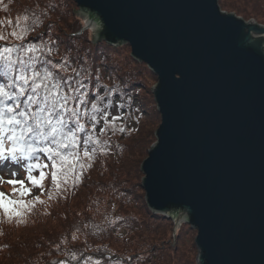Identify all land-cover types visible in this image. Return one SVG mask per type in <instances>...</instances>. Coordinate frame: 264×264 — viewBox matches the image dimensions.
Listing matches in <instances>:
<instances>
[{
    "label": "water",
    "instance_id": "obj_1",
    "mask_svg": "<svg viewBox=\"0 0 264 264\" xmlns=\"http://www.w3.org/2000/svg\"><path fill=\"white\" fill-rule=\"evenodd\" d=\"M93 42L156 77L148 211L196 232V264H264V25L217 0H74Z\"/></svg>",
    "mask_w": 264,
    "mask_h": 264
},
{
    "label": "trees",
    "instance_id": "obj_2",
    "mask_svg": "<svg viewBox=\"0 0 264 264\" xmlns=\"http://www.w3.org/2000/svg\"><path fill=\"white\" fill-rule=\"evenodd\" d=\"M49 3L56 5L54 11L46 8ZM220 7L221 9L227 8L225 4ZM33 9H37L38 13L42 11L47 14L41 17L43 23L28 36V39L36 44L47 41L50 35L57 39L59 54L52 57L54 61L66 55L68 48L72 49L73 58H75L77 47L80 49L81 56L85 50H88L90 70L92 72L99 70L101 83L118 90L113 92L112 98L117 103L124 104L123 108L116 109V115L125 117L123 123L126 130L124 133L117 132L111 136L109 155H98L94 161V165L99 161L108 162L106 165L110 168V173L107 179L99 176L97 167L93 166L85 173L83 183L71 191L54 195L52 199H49L47 194L41 196L44 203L36 204L31 212L23 218V223L7 222L0 216V264H55L61 260L66 261L67 264H81V257L88 256L94 258L93 262L98 260L99 264H116L115 259H109V256L113 254L120 259V264H129L126 257L122 256L124 254L117 250L112 251L113 249L105 243L106 237H110V242L112 239L117 242L118 239L109 232L106 236V232L96 234L92 231L94 228L103 230L105 227L97 209L95 211L97 214L91 215V212L97 205L101 206L98 198L107 191L109 194L111 193L112 197L121 194L118 206V209H122L121 214H114L109 212L108 208L103 207L105 217L107 213L109 217L117 215L116 219L112 220L114 223L106 227L110 232L117 231L116 228L123 225L120 227L123 231L134 232L138 235V232L144 229L147 234L155 236L158 234L160 240L162 239L161 234L170 231L174 242L160 240V246L152 248L156 255H152L156 256L157 260L161 259L164 264H170V259L172 264H196L179 250L186 235L195 234L194 230L181 224L176 231H173L174 225L170 220L148 211L140 184L139 159L133 158L137 154L136 152L146 158L150 145L155 141V130H148L146 125L151 123L154 118L158 123L160 119L155 107L151 111L149 109L150 103L154 104V101L144 83L146 76L156 82L155 75L148 70L145 64L131 58L129 46L110 47L103 42L94 43L92 34L87 30L82 31L83 20L76 14L77 8L74 0H0V25H3L0 31L10 32L12 28L9 27L8 22L11 21L15 26L19 17L31 13ZM263 15L261 14V18L255 15V18L263 21ZM45 25H52L50 32L46 30ZM39 33H43V35L37 38ZM73 33H77V35L72 36ZM101 94H103L102 90ZM132 115H134L135 125L137 124V133L129 137L133 131L125 121H128ZM147 116L150 117V121H147ZM154 123L156 125V122ZM119 126L118 123L117 127ZM149 136H151L150 140H148ZM125 139L127 141L124 144L122 141ZM119 149H126V160L123 159L124 157L121 158L122 154ZM121 173L125 179L124 184L122 181H117ZM49 187L50 181H46V192ZM38 195L40 193L36 196ZM142 213L153 221L154 230L149 226L150 222L147 221H143L139 227L136 225L138 223L135 215ZM73 233L78 235L76 240L71 237ZM95 236H100L98 243H94ZM191 251L194 255L196 254L194 243H191ZM70 254H75L78 259L70 260ZM152 255L148 254L143 259H137L140 256H131L133 258L131 264L144 263Z\"/></svg>",
    "mask_w": 264,
    "mask_h": 264
},
{
    "label": "snow or ice",
    "instance_id": "obj_3",
    "mask_svg": "<svg viewBox=\"0 0 264 264\" xmlns=\"http://www.w3.org/2000/svg\"><path fill=\"white\" fill-rule=\"evenodd\" d=\"M46 8L54 11L56 5L49 3ZM46 14L33 9L19 17L15 26L9 21L10 32L0 31V170L7 167L14 177L6 181L0 177V184L12 188L11 193L0 190V216L18 224L36 204L44 203L41 196L52 199L83 183L97 156L109 155L111 136L126 130L125 117L110 111L124 107L112 98L118 90L101 83L99 70H90L88 50L81 56L77 47L73 58L68 48L66 55L54 61L52 57L59 54L57 39L50 35L39 44L28 39ZM45 28L50 32L52 25ZM46 181H50L47 192ZM36 190L40 195H33ZM69 259L78 257L70 254ZM109 259L120 264L114 254ZM125 259L131 264L133 258ZM89 262L99 264L91 256L81 257V264Z\"/></svg>",
    "mask_w": 264,
    "mask_h": 264
},
{
    "label": "rangeland",
    "instance_id": "obj_4",
    "mask_svg": "<svg viewBox=\"0 0 264 264\" xmlns=\"http://www.w3.org/2000/svg\"><path fill=\"white\" fill-rule=\"evenodd\" d=\"M217 4H218V6L222 12L233 13L236 17H239V18L243 19L244 21L254 20L256 23H258L260 25H264V19H263V21H259L255 18V15H257V16H259V18H261L262 17L261 14H264V0L263 1L262 0H217ZM222 4H225V6H227V8L221 9L220 5L222 6ZM230 7H231V9H230ZM76 14L78 15V13H76ZM263 17H264V15H263ZM82 24L84 26V20H83ZM87 31H89L92 34V32L90 30H87ZM146 77L144 78V83L147 85L148 90L150 91L152 89V87L156 84V82H153L148 76H146ZM151 99L153 100V97H151ZM153 107L156 108L155 103L154 104L150 103V107H149L150 111L153 110ZM110 111H111V115H116V113H117V110L115 107L112 108ZM133 117H134V115H132L128 119V121H125L130 126V130L133 131L132 135L129 137H132L134 133H137V124L135 125ZM146 118H147V121L151 120V119L149 120V118H150L149 116H147ZM154 122H156V125ZM159 124H160V122L158 123V121L154 118V120H152L151 123L147 124L146 127L148 130L154 129L156 131ZM153 126H154V128H153ZM127 139L123 140L122 142H124V144H125ZM150 139H151V136L148 137V140H150ZM153 142L155 143V141H153ZM154 143H152L150 145V147ZM150 147H149V149H150ZM119 150H120V153L122 154L121 158L124 157L123 159L126 160V157H127L126 149L125 150L119 149ZM136 153L137 154H135L133 158L139 159V166H138L139 170L138 171L141 175L140 179H142L143 174L140 171V166H141L142 161L145 158L139 152H136ZM107 163L105 161H99V162H97L96 165H94V167H97L98 175L101 176L102 178H105V179L108 178V175L110 173V168H108L106 165ZM9 171H10L9 168H7V167L0 170V177H3L5 181L7 179L14 178L11 175H9ZM12 171H16V169H12ZM24 175H25L24 172L21 170L20 174H19V178L23 179ZM95 175L97 176V173ZM94 179H96V178H94ZM117 181L118 182L122 181L123 184L125 183V179H124L122 173L117 178ZM140 184H141V182H140ZM0 190H3V191L8 192V193L12 192L11 186H9L7 183L0 184ZM37 194H39V191L38 190L34 191L33 195H37ZM120 195L121 194L114 195L112 197L111 193L109 194V191H107L105 194H101L100 197L98 198L101 206L98 207V205H97V207L94 208V210L91 212V215L98 213L100 220L101 221L103 220V226H105L103 228V230L100 228H94L92 231L96 234H101L103 232H106V236L108 235V232H109L116 239H118L117 242H114L113 239L110 242V237L105 238L106 239L105 243H107L108 246L111 249H113L112 251L117 250L118 252L124 254V255H122L124 257L140 256L141 259H143V258L147 257L148 254L149 255L155 254V252L152 250V248L159 247L160 246V240H163L164 242L171 240V243L174 242L173 241L174 238L172 237L173 235L171 234L170 231L165 232V234H161L162 239H160V240L158 239L159 238L158 234L156 236L154 234H147V232L144 229L140 230V232H138V235L134 232L132 233V232H128L125 230L123 231V229L120 228L121 226H123L121 224H120L121 225L120 227L116 228L117 231L110 232L109 229L106 228L107 226H109V224L106 223V220L112 221L113 219H116L117 215L109 217L108 216L109 214L107 213V216L105 217V214H103V210H104L103 207L108 208V211L112 212L114 214H117V213L121 214L122 212H120V211H122V209H118V206L120 205ZM112 200H113V203H112ZM96 209H97V213L95 212ZM110 209H112V210H110ZM135 217L137 218V220L136 219L135 220L138 223V224H136V225H138V227L142 225L143 221H147L148 223L150 222L149 226L152 227L153 230L155 229L154 228L155 225L153 224V221L150 218H148L147 215H144V213L139 214V215H135ZM174 227L175 226H173V231L175 230ZM122 231H123V233H122ZM74 234L75 233H73L71 235V237H73ZM195 236H196V232H195V234H190V233L187 234L186 238H184V243L179 248L180 253H182L188 259L193 260V261L196 260V255H197V252L194 255V253L191 251V243H194ZM94 238H96L94 240V243H98V241H100L99 240L100 236H95ZM152 251H153V253H152ZM152 257H150V259L148 261L146 260V262L141 263V264H164V263H162L161 259L158 258L159 260H157L156 256L152 255ZM92 259H94V258H92ZM170 264H172L171 259H170Z\"/></svg>",
    "mask_w": 264,
    "mask_h": 264
},
{
    "label": "bare ground",
    "instance_id": "obj_5",
    "mask_svg": "<svg viewBox=\"0 0 264 264\" xmlns=\"http://www.w3.org/2000/svg\"><path fill=\"white\" fill-rule=\"evenodd\" d=\"M179 227H180V226H179ZM179 227H177V229H178ZM174 228H175V227H174ZM177 229H175V231H176Z\"/></svg>",
    "mask_w": 264,
    "mask_h": 264
}]
</instances>
